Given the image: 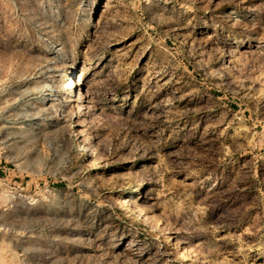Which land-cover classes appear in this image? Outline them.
I'll use <instances>...</instances> for the list:
<instances>
[{
  "label": "rangeland",
  "instance_id": "rangeland-1",
  "mask_svg": "<svg viewBox=\"0 0 264 264\" xmlns=\"http://www.w3.org/2000/svg\"><path fill=\"white\" fill-rule=\"evenodd\" d=\"M0 264H264V0H0Z\"/></svg>",
  "mask_w": 264,
  "mask_h": 264
},
{
  "label": "crops",
  "instance_id": "crops-1",
  "mask_svg": "<svg viewBox=\"0 0 264 264\" xmlns=\"http://www.w3.org/2000/svg\"><path fill=\"white\" fill-rule=\"evenodd\" d=\"M7 169L4 167H0V176L4 175L6 173Z\"/></svg>",
  "mask_w": 264,
  "mask_h": 264
}]
</instances>
